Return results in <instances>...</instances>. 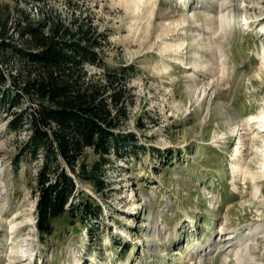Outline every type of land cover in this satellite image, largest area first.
Wrapping results in <instances>:
<instances>
[{"label":"rangeland","instance_id":"rangeland-1","mask_svg":"<svg viewBox=\"0 0 264 264\" xmlns=\"http://www.w3.org/2000/svg\"><path fill=\"white\" fill-rule=\"evenodd\" d=\"M24 14L105 36L104 63L130 69L120 132L137 144L106 168V200L80 187L104 207L92 233L64 216L42 238V161L15 164L30 132L9 127L37 103L0 92V264H264V0H0L22 45ZM0 65L19 74L14 60Z\"/></svg>","mask_w":264,"mask_h":264},{"label":"trees","instance_id":"trees-1","mask_svg":"<svg viewBox=\"0 0 264 264\" xmlns=\"http://www.w3.org/2000/svg\"><path fill=\"white\" fill-rule=\"evenodd\" d=\"M28 1L41 6L49 0ZM75 26L73 30L24 14L14 24L25 40L22 45L9 37L8 22L0 19V63L14 60L20 67L10 80L0 65L2 97L15 107L24 98L37 103L15 113L9 127L21 131L28 124L30 132L15 164L27 155L42 161L36 177L37 228L42 238L52 236L54 222L64 216L92 233L104 207L80 187H91L106 200L111 186L106 168L137 144L133 134L120 132L128 117L130 69H111L104 63L100 51L106 39L92 24ZM87 66L101 68L103 82H92ZM9 82L12 90L6 94L1 88Z\"/></svg>","mask_w":264,"mask_h":264},{"label":"bare ground","instance_id":"bare-ground-1","mask_svg":"<svg viewBox=\"0 0 264 264\" xmlns=\"http://www.w3.org/2000/svg\"><path fill=\"white\" fill-rule=\"evenodd\" d=\"M261 120H260V126L262 127L261 130L259 131V133H261L262 135L264 134V115H261ZM256 124V123H255ZM252 126H254L253 124H251ZM259 126V127H260ZM255 127V126H254ZM257 129V128H255Z\"/></svg>","mask_w":264,"mask_h":264}]
</instances>
